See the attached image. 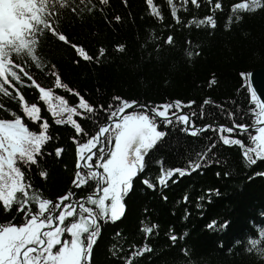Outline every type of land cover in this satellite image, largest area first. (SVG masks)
Masks as SVG:
<instances>
[{
    "label": "trees",
    "instance_id": "1",
    "mask_svg": "<svg viewBox=\"0 0 264 264\" xmlns=\"http://www.w3.org/2000/svg\"><path fill=\"white\" fill-rule=\"evenodd\" d=\"M197 2L199 7L191 0L186 6L172 0L178 9L174 16L167 0H153L160 13L156 16L146 0H107L106 4L103 0H67V7L56 5L51 21L55 34L45 30L37 37L40 63L15 54L11 59L32 78L28 80L18 72L23 84L32 85L34 81L53 89L54 95L63 96L70 106L78 103V97L55 88L56 75L94 107L115 106L118 101L114 97L146 105L194 102L183 111L196 113L192 119L197 127L208 121L231 127L227 112L222 113L221 109L236 114V124L251 127L253 117L248 112L254 105L249 102L250 89L242 88L245 82L241 73L264 67V6L234 15L232 7L248 0H219L222 8L214 12L217 0ZM261 2L264 4V0ZM210 15L216 23L214 28L193 23ZM59 35H64L66 42L60 41ZM170 36L171 44L167 43ZM77 48H83L93 59L84 60ZM213 79L215 84L210 83ZM12 84V96H0V118L12 120L19 116L37 134L44 120L49 124L47 134L51 139L42 146L37 164H17L25 183L31 185L29 194L36 193L53 202L70 191L77 200L91 195L94 181L81 188L73 187L78 160L73 138L81 142L87 138L83 134L77 136L70 125L56 124V117L40 101L36 87H22L14 80ZM17 92L29 105L36 103L40 107L39 123L27 119ZM205 100L211 103L205 105ZM75 118L89 135L97 130L93 120L107 121L103 111L90 119ZM183 128L175 123L159 126L158 130L166 132V136L149 151L144 170L133 179L123 200V217L116 222H99L100 234L91 264H125L131 253L145 245L151 251L133 259V264H264V255L253 250L251 244L253 240L264 241V160L248 165L243 149L224 145L218 133L209 130L192 136ZM230 138L241 139L245 147L253 146L248 134L238 130ZM213 143L216 147L201 161L199 169L183 177L176 174L166 187L157 183L160 162L165 169H185ZM57 149H63L59 157ZM145 179L156 187L149 188L143 183ZM18 207L14 203L11 210L5 211L0 202V225L22 224L25 213L17 211ZM30 207L36 211L34 202H30ZM74 221L75 217H70L65 225ZM212 221H226L227 227L210 229L207 226ZM153 225L156 227L151 234L141 230ZM173 235L177 237L175 241L170 239ZM65 239L70 240L68 233L61 237L62 241Z\"/></svg>",
    "mask_w": 264,
    "mask_h": 264
},
{
    "label": "snow or ice",
    "instance_id": "2",
    "mask_svg": "<svg viewBox=\"0 0 264 264\" xmlns=\"http://www.w3.org/2000/svg\"><path fill=\"white\" fill-rule=\"evenodd\" d=\"M146 2L151 6L152 13L159 16L160 13L153 0ZM167 2L171 5V11L175 16L178 11L176 5L172 0ZM179 2L186 6L189 0H179ZM208 2L211 3V0ZM103 3L106 4L107 0H103ZM191 3L199 7L197 0H191ZM57 4L61 8L68 6L67 0H52L51 3L50 0H10L9 10L0 21V96H12L9 88L15 90L13 80L22 87H36L40 93V101L44 102L51 115L56 117L54 122L58 125H70L77 136L83 134L87 138L84 142L73 138L78 149L73 187L81 188L94 181L95 188L91 195L79 200L73 199L74 194L71 191L55 202L36 193L30 195L31 185L25 183L24 173L17 164L18 162L23 165L37 164L36 157L41 154L42 146L51 139L47 134L49 124L44 120L41 131L37 134L30 131L19 116L12 120L0 118V202L5 211L11 210L15 203L19 206L17 211L25 213L24 221L19 226L11 223L0 225V264H91L92 250L100 234L99 222H116L123 217L125 212L123 200L132 188L133 179L144 170L145 157L148 156L149 151L166 136V132L158 130L160 125L168 127L174 123L181 124L184 126L183 130L192 136L211 130L218 133V139L224 145H239L243 149V156L248 165H255L258 160H264V100L260 99L255 88H251L252 73H241V78L245 82L242 88L250 89L249 102L254 105V108H250L248 112V115L253 117L251 129L246 124H236V114L225 109H221V112H227L226 119L232 122L231 127L226 124L216 125L215 121L197 127L192 119L196 113L183 111L184 108H190L194 102L183 104L181 101H174L160 105H146L114 97V101H118L115 106L109 104L107 109L103 105L94 107L79 92H74L63 84L58 75H56L55 88H63L78 97L75 106H70L63 96L54 95L53 89L41 87L34 81L32 85L23 84L18 72L28 80L32 78L18 64L13 63L11 57L13 54L17 58L27 56L37 64L40 63L36 55L37 37L45 30L55 34L51 21L55 16ZM262 6L264 4L261 0H248V2L236 3L232 7V13L235 15L241 10L252 11ZM221 8L222 5L217 0L213 12ZM183 10H186V7ZM116 19L119 20V17ZM229 19L231 20V17ZM193 23L212 28L216 26L212 15L199 21L194 20ZM58 38L66 42L64 35H59ZM172 42V37H168L167 43ZM72 46L76 47V45ZM120 50L123 51V46ZM77 52L84 60L93 59L83 48H77ZM100 55H103V50ZM188 55L191 56L192 53L189 52ZM210 83L215 84V80ZM17 97L22 102V111L27 119L39 123L40 107L36 103L29 105L22 93L17 92ZM209 103H211L209 100L204 102L205 105ZM128 109L133 111L128 113ZM98 111H103L107 115V121L100 123L98 120H93L97 130L89 135L75 117L82 120L90 119ZM201 118H203V106H201ZM237 130L240 134H248L249 142L253 146L245 147L241 139L230 138ZM215 147V143L208 146L207 150L198 154L197 160L190 162L185 169H165L160 162L161 174L156 178L157 183L166 187L168 181L176 174L183 177L199 169L201 161L208 158V154ZM62 151L63 149L56 150L57 157ZM41 175L46 176V173L42 172ZM143 183L149 188L156 187V184L148 179ZM17 193L20 194L19 198ZM216 194H219L218 191ZM184 199L187 201V196ZM30 202L36 204L35 212L32 211ZM70 217H75V221L65 225V221ZM218 226L226 228L227 222L218 224L217 221H212L207 227L212 229ZM155 227V225L144 226L141 230L145 234H151ZM65 233H68L70 240H61ZM261 235L264 236V233ZM170 239L175 241L177 237L173 235ZM251 244L253 250L264 255V247H260L264 241L253 240ZM57 246L58 249L53 251ZM150 251L147 245L136 249L125 264H133V259Z\"/></svg>",
    "mask_w": 264,
    "mask_h": 264
},
{
    "label": "water",
    "instance_id": "3",
    "mask_svg": "<svg viewBox=\"0 0 264 264\" xmlns=\"http://www.w3.org/2000/svg\"><path fill=\"white\" fill-rule=\"evenodd\" d=\"M250 73H252V78L250 81L252 88H255L260 99L264 100V67L255 68V69L251 70ZM132 110L133 109H128L127 112H130ZM208 122H206V124ZM215 122H216V125L225 124V123H221L218 121H215ZM226 125H228V124H226ZM203 126L204 125H202L201 127H203ZM249 128L251 129V127H249Z\"/></svg>",
    "mask_w": 264,
    "mask_h": 264
},
{
    "label": "bare ground",
    "instance_id": "4",
    "mask_svg": "<svg viewBox=\"0 0 264 264\" xmlns=\"http://www.w3.org/2000/svg\"><path fill=\"white\" fill-rule=\"evenodd\" d=\"M9 2L10 0H6V6L3 8V10H0V18H3L6 12L9 10L8 9Z\"/></svg>",
    "mask_w": 264,
    "mask_h": 264
},
{
    "label": "rangeland",
    "instance_id": "5",
    "mask_svg": "<svg viewBox=\"0 0 264 264\" xmlns=\"http://www.w3.org/2000/svg\"><path fill=\"white\" fill-rule=\"evenodd\" d=\"M6 6V0H0V10H3V8ZM3 18H0V21H2Z\"/></svg>",
    "mask_w": 264,
    "mask_h": 264
}]
</instances>
